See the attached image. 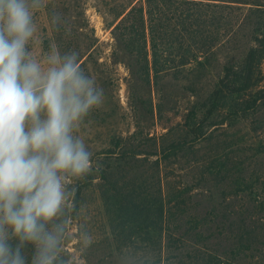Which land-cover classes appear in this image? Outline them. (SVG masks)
<instances>
[{
  "label": "rangeland",
  "instance_id": "374dc122",
  "mask_svg": "<svg viewBox=\"0 0 264 264\" xmlns=\"http://www.w3.org/2000/svg\"><path fill=\"white\" fill-rule=\"evenodd\" d=\"M173 1L154 36L147 27L148 63L138 33L124 45L115 30L129 0H43L33 10L32 56L43 63L53 52L78 53L82 70L104 90L102 105L73 132L92 153V166L69 177L68 201L53 221L63 226L55 264H264L262 254L231 262L220 251L172 244L197 229L204 245L213 238L225 246L233 238L216 229L238 219L234 212L264 207V59L262 82L246 99L214 98L225 70L242 68L264 40V2ZM251 94L255 111L222 120ZM207 119L217 125L193 148L169 161L155 155L193 140L192 130ZM133 151L141 155L130 157ZM254 218L264 223V214ZM209 230L215 233L205 236ZM21 253L31 264L34 246L26 243Z\"/></svg>",
  "mask_w": 264,
  "mask_h": 264
},
{
  "label": "clouds",
  "instance_id": "9594fccd",
  "mask_svg": "<svg viewBox=\"0 0 264 264\" xmlns=\"http://www.w3.org/2000/svg\"><path fill=\"white\" fill-rule=\"evenodd\" d=\"M42 3L0 0V264H26V243L35 248L31 264H55L63 226L53 221L68 201L69 177L92 166L73 132L104 99L78 53L53 52L41 63L27 50Z\"/></svg>",
  "mask_w": 264,
  "mask_h": 264
},
{
  "label": "trees",
  "instance_id": "16d2710c",
  "mask_svg": "<svg viewBox=\"0 0 264 264\" xmlns=\"http://www.w3.org/2000/svg\"><path fill=\"white\" fill-rule=\"evenodd\" d=\"M135 2H137V0H129V2H127L118 13H116V18L113 23L115 24L117 20L122 18L115 26V30L121 32L123 38L122 42L124 45L130 44L128 40L130 33H138L140 42L145 47L146 62L148 63V38L146 34L147 27L150 31V35L154 36L156 31L155 21L159 18L165 17L170 11H173L172 5L170 4H174L175 2L173 0H145L144 5H142L140 8L137 7V3L135 4ZM177 11L181 13L183 10H178L175 8L174 12L177 13ZM190 11V9H187L188 19L191 18L189 16L191 15L189 14ZM134 16H136V20L133 21V19H135ZM166 19L172 18L170 17ZM131 20L133 21V24H131ZM114 24H112V26ZM256 44L257 46L249 52L242 68L230 67L225 70L224 77L219 83V89L214 96L215 101H217L219 98H225L226 96H237L238 98H243L244 100L246 99L245 97L249 96L251 91L257 88L262 82L264 40H257ZM151 45L152 48L155 49L153 40H151ZM253 95L254 94H251L250 98L244 102L242 100L239 104L234 106L230 105L227 108L228 110H226L228 115L222 120L225 122H232L236 119L243 118L248 114L249 111H255L259 107V102L258 98L250 100L251 97L253 98ZM198 124L199 125L192 130V134L194 135L193 140L172 143L167 148L157 152L155 155L159 156L163 161H169L172 158H177L181 154L193 148L198 143V141L204 140L209 134L210 129L217 125L213 121H208V119L205 121L202 120ZM139 155H141L140 152L133 151L130 153V157L134 158ZM257 213L264 214V207L259 208L253 205L252 209H241L240 212L233 213V215L237 216L238 219L234 220L232 223L228 221L229 223L227 222L222 224L218 227V230L216 229V231L220 232V234H225L226 238L227 236H231L233 238V241L229 244L225 243V246L211 242L213 238H211L208 245H204L207 244V241H205L204 236H201V234L196 231L197 229L193 231L189 241L185 242L181 239L180 241L172 242V244L176 245L175 247L181 250L182 248L189 245L200 249L203 248L213 253L220 251V253H223V257L225 256L226 261L230 260L233 262L234 260H237L238 262H245L248 259H251V257H255V255H264V223L260 222L259 219L257 220L254 218L255 214ZM197 233H199L198 236ZM213 233L215 232L209 230V232L204 235L209 236ZM256 252L259 254H256ZM158 261H162L161 257H158Z\"/></svg>",
  "mask_w": 264,
  "mask_h": 264
}]
</instances>
